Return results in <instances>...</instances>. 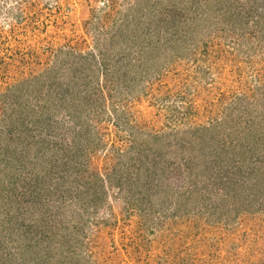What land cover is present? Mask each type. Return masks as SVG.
<instances>
[{
	"label": "rangeland",
	"instance_id": "obj_1",
	"mask_svg": "<svg viewBox=\"0 0 264 264\" xmlns=\"http://www.w3.org/2000/svg\"><path fill=\"white\" fill-rule=\"evenodd\" d=\"M0 17V196L19 170L31 174L27 156L42 144L38 181L17 182L15 194L57 190L51 198L72 201L64 233L74 237L0 264H34L39 254L49 257L37 264H264V174L230 168L264 143V0H3ZM63 58L73 66L49 75ZM90 98L96 114L83 118L102 129V144L95 132L40 138L31 123L46 113L68 122ZM89 147L91 160L77 156ZM139 151L145 185L131 190ZM87 172L105 185L90 205L98 179L72 197ZM10 238L0 254L23 242Z\"/></svg>",
	"mask_w": 264,
	"mask_h": 264
},
{
	"label": "trees",
	"instance_id": "obj_2",
	"mask_svg": "<svg viewBox=\"0 0 264 264\" xmlns=\"http://www.w3.org/2000/svg\"><path fill=\"white\" fill-rule=\"evenodd\" d=\"M106 8H101L104 14V17H108V15L110 14V12L112 11V7H113V2L109 3V1H107V3L105 4ZM96 12V11H95ZM100 17V16H99ZM131 57V56H130ZM133 58V57H132ZM134 64L136 65L137 62H134ZM73 66V62H69L67 59H61V61L58 63L57 65V69L55 72H51L49 75H53L54 77L58 76L60 70H65L66 68L72 67ZM71 80L68 81L67 85H70L73 81V78H70ZM50 83V87L53 88L54 90H58V85L57 83H55L53 80L48 81ZM7 95L8 97V92L6 91L5 94L3 96H1V103L4 104L5 101V96ZM14 96V95H13ZM20 94H18L17 97H15L16 99L20 98ZM89 101H90V106L91 108H89ZM94 103L93 98H90L87 102V106L85 108H83L82 111L80 112H75L77 110L73 111H68L69 116H67L68 122H65V120H56L53 119V116H50L48 113H46V115H41L38 117H34L31 119V123L37 125V129H40L39 131H37L42 137L44 130H53V129H61L60 132H57V134H65V133H69V132H75V135L78 136H84L86 137L89 134V138L92 136V132H95L99 135V137L97 138L96 144H102L103 138L100 137L101 135V131L102 129L96 127L95 125H91L88 124V121L84 120V118L89 120L90 115L96 114V110L92 111V104ZM64 107V106H63ZM35 108V106H32L30 109ZM5 116V115H4ZM84 117V118H83ZM84 120V121H83ZM27 122H30V120H25ZM58 123H60L58 125ZM90 123V120H89ZM58 125V126H57ZM39 126V128H38ZM31 131L34 133L36 130L35 129H31ZM104 133V132H103ZM261 129H255L254 132H252V136H253V141L250 140V143L252 142H257L259 139V136L261 135ZM36 135V134H34ZM15 137V136H14ZM46 141L47 140L46 137H43ZM38 139L36 137V140L33 142V144L37 143ZM56 144L55 142L52 143V148L53 145ZM134 145H132L133 147ZM250 144H247V147H249ZM47 147V146H46ZM49 148V147H47ZM95 149V147L93 148ZM243 151H248V149L243 148ZM86 150V151H85ZM85 150H81L79 152L80 155H77L79 157H85L87 160H91L92 155V148L89 147V151L88 149ZM256 152L254 151H250L248 154L244 155L245 152H243V154H241L239 157V159H232V161H234L231 165L230 168H242L245 172H248L250 174V171H252V168H255L256 171H259V169L263 172L264 174V170L263 168H260V164H254V163H259L261 162V156L260 154L263 156V153H260L261 151L264 150V143L262 142V144L260 145V149L257 151V149H255ZM44 149H43V145L40 144V146H37L36 151L34 153L33 157H29L27 156V165H29L30 167V175H25V172L23 170H19L18 172V177H14L12 178L13 180L10 181V186L7 187L8 189H6V197L5 195H1L0 196V244L6 242L7 239H9L10 237L12 238V236L16 235V238H21L23 239V242H21L22 240H20V243H17L16 249L14 252H3L2 254H0V260H7V259H15V260H19L21 258V251L23 249H26L28 246L30 248L36 249V251H38L39 253H42V251L44 249H47L49 251H57L60 248V245L63 247L61 240L64 241L65 243L67 242L66 236L69 235V240L74 238L72 237V233H68L65 234V230H67L69 228V224H68V217L67 215V209L66 206H69L70 201L69 199L66 198H62L61 200L59 199H54L51 198L53 195L51 194L52 192L54 193L57 190H53L52 188H42V189H38L36 186L34 187V189H32V191H22L21 195L19 194H15V190L14 188L15 185L18 186V183H22L23 181L25 182V180L27 181H31V182H36L38 181V177L33 176V172L36 174V171H38L37 173H39V169L37 168L38 165H42V162H46L47 160H45L46 158L44 157ZM137 157H131L130 159L133 161L132 163H130L132 165V167L128 168V175H129V179H131L133 181V183L135 182V187L132 183V187L131 190H133L134 188L138 187V186H143L145 185L143 182L141 183V179L138 178L139 173H141L140 166L142 164H144L145 162L141 163L142 159H141V151H139L138 153H136ZM41 158V160H40ZM44 158V160H42ZM2 159V158H1ZM237 160V161H236ZM24 163L25 162V158H23L22 160ZM42 161V162H41ZM0 162H2V160H0ZM131 162V161H130ZM148 163V162H147ZM252 164V165H251ZM254 164V165H253ZM147 166H151L148 165ZM154 169H158L157 165H154ZM147 170V174H148V167L145 168ZM3 171V168L0 167V172ZM44 172V173H42ZM136 172V173H135ZM163 171L160 170V173H162ZM48 174L47 170L42 169L41 171V176L44 178H46V175ZM51 173V172H50ZM157 172H153L152 170L150 171V177H143L147 181L153 180V178L156 176ZM137 175V176H135ZM29 176V177H28ZM48 176V175H47ZM258 175H256L257 177ZM41 178V177H40ZM82 179H84L83 181L84 184H81L78 188V190L76 189L75 191V195H73L72 197L75 198L77 196L76 200H82L83 195H89V188L90 186L94 185V182L98 180L102 181V183H100V185L98 184V186H96L93 191H92V196L88 197L84 202L86 203V205H90L91 202H94L96 200H98L100 198V195L104 192L103 189L105 186L103 184V178H101L99 175L97 174H91L89 172L87 173H83L82 175ZM213 179V178H212ZM135 180V181H134ZM88 181V182H87ZM144 181V180H143ZM117 184H119V180H117ZM259 182V180L257 179V182L255 183V185H257V183ZM139 184V185H137ZM137 185V186H136ZM147 185V184H146ZM131 186V185H129ZM101 187V188H99ZM249 187V183H242L240 185V190L244 191L245 189H247ZM251 187V186H250ZM49 196V197H47ZM13 197V199H12ZM17 199H14L16 198ZM227 198V196H225ZM225 198V199H226ZM222 201H225L224 198ZM33 206H28V205H23L25 203H31ZM27 208V209H25ZM244 206H239L237 207V212L241 211L243 212L245 209ZM25 209V210H24ZM55 209V210H54ZM52 213V214H51ZM75 229V228H74ZM76 230V229H75ZM74 234V230L72 231ZM83 232V230H82ZM77 234V233H76ZM78 235V234H77ZM61 237H63L62 239H60ZM10 238V239H11ZM69 245V244H68ZM3 251V250H2ZM10 254V255H9ZM76 256V253L74 254L73 257H69L66 258V260L74 258ZM46 257H49V254H47L46 256H42V254H39L35 257L34 259V264H37L38 260H44ZM46 260V259H45ZM24 262V261H23ZM3 263V262H2Z\"/></svg>",
	"mask_w": 264,
	"mask_h": 264
},
{
	"label": "clouds",
	"instance_id": "obj_3",
	"mask_svg": "<svg viewBox=\"0 0 264 264\" xmlns=\"http://www.w3.org/2000/svg\"><path fill=\"white\" fill-rule=\"evenodd\" d=\"M0 3H3V0H0ZM9 6H11V5H9ZM2 17H0V21H2Z\"/></svg>",
	"mask_w": 264,
	"mask_h": 264
}]
</instances>
